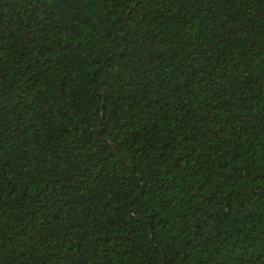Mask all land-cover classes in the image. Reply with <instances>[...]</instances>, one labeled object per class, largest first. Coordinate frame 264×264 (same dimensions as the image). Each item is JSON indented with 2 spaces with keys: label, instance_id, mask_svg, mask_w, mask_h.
I'll use <instances>...</instances> for the list:
<instances>
[{
  "label": "trees",
  "instance_id": "trees-1",
  "mask_svg": "<svg viewBox=\"0 0 264 264\" xmlns=\"http://www.w3.org/2000/svg\"><path fill=\"white\" fill-rule=\"evenodd\" d=\"M0 264H264V0H0Z\"/></svg>",
  "mask_w": 264,
  "mask_h": 264
}]
</instances>
